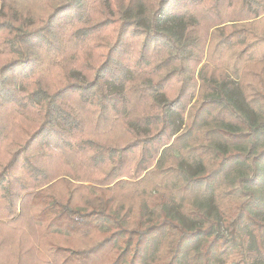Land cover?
<instances>
[{
    "label": "trees",
    "instance_id": "trees-1",
    "mask_svg": "<svg viewBox=\"0 0 264 264\" xmlns=\"http://www.w3.org/2000/svg\"><path fill=\"white\" fill-rule=\"evenodd\" d=\"M7 1L0 264H264V0Z\"/></svg>",
    "mask_w": 264,
    "mask_h": 264
},
{
    "label": "rangeland",
    "instance_id": "rangeland-1",
    "mask_svg": "<svg viewBox=\"0 0 264 264\" xmlns=\"http://www.w3.org/2000/svg\"><path fill=\"white\" fill-rule=\"evenodd\" d=\"M14 1L16 2L19 1L20 4H22L23 9L30 8L33 11H36V9H38V11L40 10V6L38 5V2L36 0H14ZM0 7H1V3H0Z\"/></svg>",
    "mask_w": 264,
    "mask_h": 264
}]
</instances>
